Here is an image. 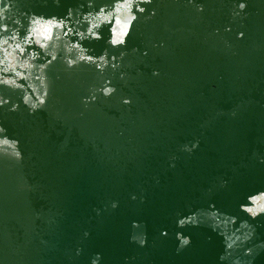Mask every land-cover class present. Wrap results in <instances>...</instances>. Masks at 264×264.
I'll list each match as a JSON object with an SVG mask.
<instances>
[{
  "label": "water",
  "instance_id": "95a60500",
  "mask_svg": "<svg viewBox=\"0 0 264 264\" xmlns=\"http://www.w3.org/2000/svg\"><path fill=\"white\" fill-rule=\"evenodd\" d=\"M14 2L64 19L63 31L73 29L65 41L88 27L84 14L65 15L87 11L89 0ZM241 2L247 8L233 17ZM137 6L92 0L93 11L106 12L96 21L102 39L83 43L95 56L125 52L119 68L65 73L57 62L47 105L32 115L19 92L0 87L20 103L16 112L0 107L9 136L0 135V264H91L98 252L100 264H264V0H153L137 12L126 46L108 47ZM6 23L0 35H27V21ZM50 30L41 25L33 40ZM11 51L10 40L0 56L11 59ZM33 51L39 46L30 43L23 55ZM106 79L116 93L85 108L82 98ZM11 138L20 161L6 157L15 153ZM195 141L192 153L182 150ZM189 216L197 226L178 228ZM177 232L192 238L179 254ZM142 233L145 247L129 242Z\"/></svg>",
  "mask_w": 264,
  "mask_h": 264
},
{
  "label": "clouds",
  "instance_id": "9594fccd",
  "mask_svg": "<svg viewBox=\"0 0 264 264\" xmlns=\"http://www.w3.org/2000/svg\"><path fill=\"white\" fill-rule=\"evenodd\" d=\"M54 2L59 6V0H54ZM126 2L130 9L131 6L136 5V0H126ZM152 2L153 0H141L142 6H137L136 11H129L127 31L124 33L123 37L119 39L110 36L106 41L108 47L123 48L126 46L135 22L139 19L137 12L139 14H144L147 10L144 5H149ZM189 2H191V0H189ZM86 7L88 9L87 11L84 10L85 5H81L75 9H68L65 17L84 14L88 27L85 31L77 32V39H69L65 41L63 38L69 37L73 29L69 28L67 32L63 31L66 27L64 19L58 18V16L55 15L46 16L43 14H36L34 11H22L17 7L14 0H0V34L10 31L9 24L6 23V21L19 24L20 27H24V25L21 24V20L27 21V35L24 36L23 39L20 38L18 30H11L12 34L10 36L0 35V50H4V46L8 45L10 40L12 41V51L9 53L11 59L0 56V74L6 72L14 74L13 77L0 75V87L7 88L13 93L19 92L21 94L20 101L28 109L29 115L41 111L46 107L51 94L53 80L52 75H50V70L57 62L63 65L65 73L74 68H78L81 65L94 67L100 74H103L109 67H112L113 69L120 67L118 60L123 59L126 55L125 52H121L119 58L116 56H111L110 58L108 48H106L101 55L95 56L90 54L93 50L84 45V41L91 42L102 39L101 31L99 30L100 25L96 23V21L100 17L106 15L105 9L102 7L99 8L98 11L92 10V0H89ZM235 7L237 10L233 11V17L240 16L247 8V4L241 2ZM197 11H203V5H197ZM151 15H155L154 9L152 10ZM41 25H47L49 29H51L47 34V38L44 41L38 39L33 40V37L36 36L37 30ZM242 37L243 33H240L238 38ZM30 43L37 44L40 52L33 51L27 55H23L25 52V46ZM135 50L136 49H133V51ZM16 52L20 55H12V53ZM41 53H43V56ZM42 59L44 62L41 63L40 61ZM158 74V72H153V75ZM56 78H60L59 73L56 74ZM121 78L123 79V74H121ZM21 79L28 82L27 87L19 83ZM116 91L117 89L112 86L111 80L106 79L101 86L90 88V94L82 98V103L85 108H87L91 103L96 102L98 94L103 95L107 99L113 96ZM121 102L128 105L131 104L132 101L130 98L125 97L122 98ZM9 105L11 106L8 107ZM0 107L7 108V110L11 112H16L20 109V103H12L10 96H0ZM0 135H3L5 140L9 139L7 129L3 126H0ZM11 140L16 144L15 153L8 154L6 157L20 161L23 157L22 152L19 149V141L13 138H11ZM198 145L199 141H195L191 146L185 144L182 146V150L192 153ZM227 183V181H221V187H225ZM131 199L135 200L136 196L133 194ZM118 206V201H112L111 207L113 209H116ZM189 225L193 227L197 226L196 220L192 219L190 216L188 222H185V218H179L177 220L178 228H185ZM141 226L142 222L135 220L132 221L133 228H139ZM88 235V232L84 233L85 237ZM161 235L167 236L168 233L166 230H162ZM175 238L178 241L176 248L177 254L192 244L191 236L185 235L183 232H177ZM129 242L135 243L140 247H145L147 245V234L142 233L140 235H132L129 238ZM79 252L80 249H77V254H79ZM246 254H250V252ZM102 259L103 257L101 253H95L91 259V264H100ZM127 259L128 258H126V264ZM221 259H223V257H221Z\"/></svg>",
  "mask_w": 264,
  "mask_h": 264
}]
</instances>
